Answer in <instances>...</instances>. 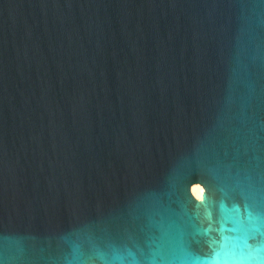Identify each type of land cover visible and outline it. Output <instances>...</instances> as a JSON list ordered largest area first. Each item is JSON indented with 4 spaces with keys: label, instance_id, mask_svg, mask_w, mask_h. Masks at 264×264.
<instances>
[{
    "label": "water",
    "instance_id": "obj_1",
    "mask_svg": "<svg viewBox=\"0 0 264 264\" xmlns=\"http://www.w3.org/2000/svg\"><path fill=\"white\" fill-rule=\"evenodd\" d=\"M0 264H264V0H0Z\"/></svg>",
    "mask_w": 264,
    "mask_h": 264
},
{
    "label": "snow or ice",
    "instance_id": "obj_2",
    "mask_svg": "<svg viewBox=\"0 0 264 264\" xmlns=\"http://www.w3.org/2000/svg\"><path fill=\"white\" fill-rule=\"evenodd\" d=\"M222 252V249H217L216 247L213 248V259H222V260H226L228 259V257L222 255V254H218Z\"/></svg>",
    "mask_w": 264,
    "mask_h": 264
}]
</instances>
